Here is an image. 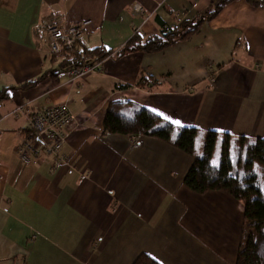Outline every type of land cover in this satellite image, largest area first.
Returning <instances> with one entry per match:
<instances>
[{
  "label": "crops",
  "instance_id": "0c3cea01",
  "mask_svg": "<svg viewBox=\"0 0 264 264\" xmlns=\"http://www.w3.org/2000/svg\"><path fill=\"white\" fill-rule=\"evenodd\" d=\"M213 1L0 0V264H132L143 252L162 264H235L243 203L188 188L193 158L168 141L104 128L110 101L123 100L193 134L264 138V4L233 0L163 50L117 53L135 32L180 28ZM45 19H91L75 49L112 54L73 78L66 55L50 52ZM145 75L158 83L139 86ZM64 102L74 120L62 158L40 151L24 163L27 110Z\"/></svg>",
  "mask_w": 264,
  "mask_h": 264
},
{
  "label": "trees",
  "instance_id": "16d2710c",
  "mask_svg": "<svg viewBox=\"0 0 264 264\" xmlns=\"http://www.w3.org/2000/svg\"><path fill=\"white\" fill-rule=\"evenodd\" d=\"M233 0H214L212 8L186 21L180 28L164 29L160 34L146 37L135 32L133 37L118 50V55L134 51H160L195 32L201 22L216 16ZM253 5L264 0H248ZM112 49H69L60 63L68 69L86 63H95L112 54ZM47 76V72L34 80L10 88H29ZM153 87L158 82L143 76L137 84ZM55 83H58L55 80ZM129 87V84L121 85ZM8 96L7 89L0 98ZM108 132L132 136H153L168 141L189 153L193 160L185 175L184 184L203 194L213 190L226 191L244 205L243 240L235 264H264V138L231 135L215 130H195L175 125L145 106L132 101L111 100L104 118ZM132 264H162L147 253H140Z\"/></svg>",
  "mask_w": 264,
  "mask_h": 264
},
{
  "label": "built area",
  "instance_id": "2783aa9c",
  "mask_svg": "<svg viewBox=\"0 0 264 264\" xmlns=\"http://www.w3.org/2000/svg\"><path fill=\"white\" fill-rule=\"evenodd\" d=\"M134 9L142 11L140 4H135ZM92 20L83 19L69 24H59L50 19H45L50 37V52L52 55L64 56L66 51L74 48L77 43L90 32ZM101 60L95 63H86L80 67L69 69L73 78L84 77L95 71ZM23 111V107H18ZM27 118L24 125V136L17 147L21 160L26 163L33 162L40 151L52 155L55 159H61L63 148L67 142L74 115L68 103H55L36 110H27Z\"/></svg>",
  "mask_w": 264,
  "mask_h": 264
},
{
  "label": "snow or ice",
  "instance_id": "6c2138e0",
  "mask_svg": "<svg viewBox=\"0 0 264 264\" xmlns=\"http://www.w3.org/2000/svg\"><path fill=\"white\" fill-rule=\"evenodd\" d=\"M153 111H156V110L153 109ZM159 115L164 116V113L161 112V113H159ZM164 118H165V119H170V117H167V116H164ZM173 123L179 125L181 122H180V121H173Z\"/></svg>",
  "mask_w": 264,
  "mask_h": 264
},
{
  "label": "rangeland",
  "instance_id": "374dc122",
  "mask_svg": "<svg viewBox=\"0 0 264 264\" xmlns=\"http://www.w3.org/2000/svg\"><path fill=\"white\" fill-rule=\"evenodd\" d=\"M212 8V6L210 7V9ZM132 143L134 144L135 142L132 139ZM236 199V198H235ZM238 200V199H237ZM240 201V200H239ZM244 225V224H243ZM242 240H243V226H242ZM241 243V242H240Z\"/></svg>",
  "mask_w": 264,
  "mask_h": 264
}]
</instances>
